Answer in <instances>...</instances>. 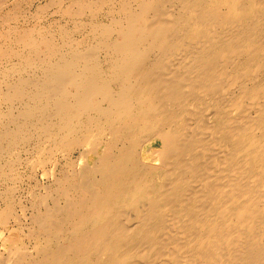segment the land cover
Returning a JSON list of instances; mask_svg holds the SVG:
<instances>
[{
	"label": "bare ground",
	"instance_id": "6f19581e",
	"mask_svg": "<svg viewBox=\"0 0 264 264\" xmlns=\"http://www.w3.org/2000/svg\"><path fill=\"white\" fill-rule=\"evenodd\" d=\"M20 3L0 160L37 138L50 182L12 264H264V0H48L76 21L31 29Z\"/></svg>",
	"mask_w": 264,
	"mask_h": 264
},
{
	"label": "rangeland",
	"instance_id": "374dc122",
	"mask_svg": "<svg viewBox=\"0 0 264 264\" xmlns=\"http://www.w3.org/2000/svg\"><path fill=\"white\" fill-rule=\"evenodd\" d=\"M1 1H2V3L3 2L4 3L3 4L0 3V8H1L0 9V22H2L3 19L5 21L8 20L7 23L4 22V21L1 23L2 26H3L2 30H3V32H5V30H7L8 26H9V24H11V26L14 25V22L9 20V15H8L9 9L12 8V6L14 4V0H12V2H11V0H4V1L1 0ZM18 2H21L20 5H21L22 8H21V11H20V20H19V22L17 24L22 26V27H28L29 29H31L33 27L41 28V27H47L49 25L64 24L65 22L67 23L68 27H72L73 26L72 25L73 24L72 20L76 21V19H69L71 22L68 20V18L63 19L62 16H61L62 13L54 12V14H53V11H58L59 7L52 6V8H51V6H48V4H49V3H47L48 0H26L25 2H24V0H18ZM38 6H40L39 7L40 10L37 8ZM46 6L49 7L50 9H47ZM43 8H45V10H47V11H45ZM26 9H27V11H26ZM41 9L44 10V12ZM7 10H8V12H6ZM50 12H52L53 15H50L51 14ZM5 13H7V15ZM22 13H24V14H22ZM37 13L39 15H41V16H39ZM31 16L33 17V19L35 21L31 20L32 19ZM46 18H47V20H46ZM36 19H37V21H36ZM78 20H80V19H77V21ZM56 22H58V23H56ZM4 62H3L4 65H2L3 67L0 68V69H3V71H7V69H8V71H9L10 68L8 66L4 67V66H6L5 65L6 61H4ZM32 141H33V143L31 141L27 142V143L26 142H21V144L19 143V145L16 147V149L18 151L15 149L14 158H13L14 159L13 161L16 162L15 164H13V162H9L10 159H8V156L6 154H4V153H3L4 155L2 154L1 160H0V164H2V166L5 165V166H3V168L0 165V174L2 173L0 175V189H2L0 191V194L2 193L0 195V199H1L0 200V212L5 207L4 203L6 204L5 197H4L5 196V194H4L5 191L4 190H7V189L13 190L12 191V198H13L12 200L14 201V204H15V205L13 204L14 205V208H13V213H14L13 217L14 218H11L10 223L6 227L0 228V259H2L4 257L3 259L5 260V258H6L5 261L3 260V262H2V260H0V262L6 263V264H8V262H9V264H12L13 262L17 261L18 257L9 256V255H12L11 254L12 250L14 251L16 249L23 248V249H21V253H18L19 256L22 255V253H25V254H23L21 256V258L22 257H27V258L29 257V251L33 249V247L35 245V242H36V240L32 238V226L30 225V216H32V213L34 214V212L37 211V210H35L34 208L31 207V203L33 202V197L32 196L36 195L34 193L39 192V190H40V189L36 188V185H37L38 182H40V183L41 182L42 183L45 182L46 184H49V182H50V181H46L47 179L42 177V175H43L42 172H41L42 169L40 167H38V166L36 168V169H38L37 172H36V175H33V173L35 174V170H34L33 166H31V164L34 161L35 162H39L40 160H45L47 158V155L45 153H42V151L40 150L41 148L39 150H37L38 152L36 154V148H34V147H37L39 145V143H38L39 140L37 138L36 139L34 138V140H32ZM22 144H26V145L23 146ZM27 146H30V147H27ZM24 148L25 149L27 148V149L24 151ZM33 148L35 149V151L33 150ZM33 154H34V156L29 158ZM77 155H78V153L75 154V156H77ZM16 156H18V160H17ZM19 159L20 160L22 159L23 161L22 160L20 161ZM5 160H6L7 163L5 162ZM19 162H21V163H19ZM7 165H9L10 167L7 166ZM13 165H14V167H12ZM16 165H17V167H16ZM50 167L53 168V165L50 166ZM16 168H17V170H16ZM10 170H12V171L10 172ZM5 173H6V175H5ZM7 174H9L8 175L9 177L7 176ZM4 175L7 176L8 178L5 177ZM2 176H4V177H2ZM15 177H16L17 180H15ZM18 177L19 178L21 177V178L19 179ZM6 179H8V180H6ZM9 180H10V182H9ZM5 182H7V184ZM1 183L2 184L4 183V184L2 185ZM45 183H43V184H45ZM9 184H10V186H8ZM13 184H14V186H13ZM5 188H7V189H5ZM2 199H4V200H2ZM27 224H29V226ZM24 233H25V235H24ZM29 238H31V239H29ZM4 242H6L7 244L4 243ZM30 242H31V244H29ZM15 243H16V245H15ZM2 244H6V245H2ZM14 245H15V247L17 246V248L14 249L13 248ZM10 246H11L12 249L10 248ZM8 248H10V249H8ZM24 248H25V250H24ZM7 250H10L9 254H8ZM22 250H24V251H22Z\"/></svg>",
	"mask_w": 264,
	"mask_h": 264
}]
</instances>
